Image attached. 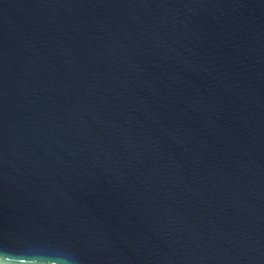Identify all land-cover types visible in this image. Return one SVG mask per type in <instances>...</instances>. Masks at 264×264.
Segmentation results:
<instances>
[{"label":"water","instance_id":"water-1","mask_svg":"<svg viewBox=\"0 0 264 264\" xmlns=\"http://www.w3.org/2000/svg\"><path fill=\"white\" fill-rule=\"evenodd\" d=\"M0 264H264V0H0Z\"/></svg>","mask_w":264,"mask_h":264}]
</instances>
